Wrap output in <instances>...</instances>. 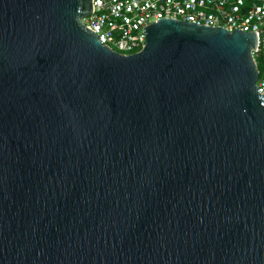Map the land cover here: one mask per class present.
Wrapping results in <instances>:
<instances>
[{
	"label": "water",
	"instance_id": "95a60500",
	"mask_svg": "<svg viewBox=\"0 0 264 264\" xmlns=\"http://www.w3.org/2000/svg\"><path fill=\"white\" fill-rule=\"evenodd\" d=\"M91 0H0V264H264L255 32L161 19L120 56Z\"/></svg>",
	"mask_w": 264,
	"mask_h": 264
},
{
	"label": "built area",
	"instance_id": "2783aa9c",
	"mask_svg": "<svg viewBox=\"0 0 264 264\" xmlns=\"http://www.w3.org/2000/svg\"><path fill=\"white\" fill-rule=\"evenodd\" d=\"M161 19L255 32V88L264 99V0H91V14L80 21L101 45L126 57L144 48L143 29Z\"/></svg>",
	"mask_w": 264,
	"mask_h": 264
}]
</instances>
